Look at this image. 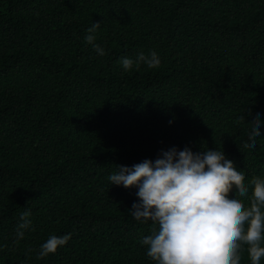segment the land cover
<instances>
[{
    "label": "trees",
    "instance_id": "1",
    "mask_svg": "<svg viewBox=\"0 0 264 264\" xmlns=\"http://www.w3.org/2000/svg\"><path fill=\"white\" fill-rule=\"evenodd\" d=\"M93 22L103 56L84 39ZM150 49L158 67L119 63ZM255 109L264 121V0H0V264H155L140 243L154 225L128 212L136 188L108 176L170 146H220L247 205L264 176V123L242 142Z\"/></svg>",
    "mask_w": 264,
    "mask_h": 264
},
{
    "label": "clouds",
    "instance_id": "2",
    "mask_svg": "<svg viewBox=\"0 0 264 264\" xmlns=\"http://www.w3.org/2000/svg\"><path fill=\"white\" fill-rule=\"evenodd\" d=\"M100 26V22H93L84 39L97 55L103 56L106 50L96 42L95 35ZM119 63L125 71L140 63L155 68L161 64V57L150 49L138 52L135 60L122 56ZM249 119L247 139L242 141L248 147L256 144L261 136L259 126L264 123L259 109ZM116 166L117 171L108 176L111 185L136 188L138 199L133 201L129 214L136 221H151L154 225L140 243L155 264H241L244 245L250 264H260L264 257V176H254L249 182L252 193L246 205L240 198L249 193V184L242 180L245 172L234 166L220 146L201 145L200 151L187 145L182 149L170 146L161 149L155 159ZM230 185L235 190L226 194ZM30 217V209L20 213L14 243L31 228ZM71 238L70 232L50 235L40 245L37 257L56 253Z\"/></svg>",
    "mask_w": 264,
    "mask_h": 264
}]
</instances>
